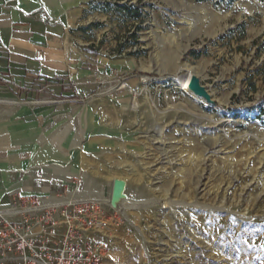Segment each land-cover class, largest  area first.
Listing matches in <instances>:
<instances>
[{"label": "rangeland", "instance_id": "obj_1", "mask_svg": "<svg viewBox=\"0 0 264 264\" xmlns=\"http://www.w3.org/2000/svg\"><path fill=\"white\" fill-rule=\"evenodd\" d=\"M90 1V75L0 91V182L81 200L125 181V213L108 203L94 235L108 264H264V0H131L140 21ZM183 64L209 98L182 88ZM42 156L83 172L50 177Z\"/></svg>", "mask_w": 264, "mask_h": 264}, {"label": "crops", "instance_id": "obj_2", "mask_svg": "<svg viewBox=\"0 0 264 264\" xmlns=\"http://www.w3.org/2000/svg\"><path fill=\"white\" fill-rule=\"evenodd\" d=\"M83 2L0 0V91L18 93L39 84L64 90L63 83L76 85L90 75L86 61L92 62L91 53L85 47L81 28L93 19L83 16ZM97 61L101 66L102 60ZM2 175L0 171V180ZM16 182L9 180L8 172L4 175L0 182L1 208L10 204L11 191L21 188L20 196L29 195L27 192L33 189L25 187L19 178ZM50 198H45L44 204L49 205L45 200ZM4 199L8 202L3 203Z\"/></svg>", "mask_w": 264, "mask_h": 264}, {"label": "built area", "instance_id": "obj_3", "mask_svg": "<svg viewBox=\"0 0 264 264\" xmlns=\"http://www.w3.org/2000/svg\"><path fill=\"white\" fill-rule=\"evenodd\" d=\"M17 201L9 204L17 211L0 213V264H108L104 244L94 239L108 223V203L43 205L33 195Z\"/></svg>", "mask_w": 264, "mask_h": 264}, {"label": "bare ground", "instance_id": "obj_4", "mask_svg": "<svg viewBox=\"0 0 264 264\" xmlns=\"http://www.w3.org/2000/svg\"><path fill=\"white\" fill-rule=\"evenodd\" d=\"M181 74L178 76L179 83L181 84L182 88L188 90L190 93L196 94L192 89H191V79L192 77L196 74L195 69L188 65V64H183L181 67ZM52 150V149H51ZM48 150L47 154L51 153L52 151ZM57 158L62 159V155H59L58 152L54 153ZM45 159L44 156L40 157L41 161V167H44L47 172H49L50 177H58V178H66L71 172H83V170L75 167L72 164L64 165L61 162H48L45 164L46 161H43ZM31 168V167H30ZM36 166L31 170H36ZM48 176V174H47ZM123 186L124 188L122 189V193L120 196L113 198L112 195L111 197H85L81 200H87V199H92V200H98L101 202H106L109 203L110 206L114 207L116 210L120 211L121 213H125V208L127 207V195H126V182L123 181ZM44 200V199H43ZM47 204H55V205H60L63 203L67 202H73V201H79L76 199L73 195H69L66 197H52L50 199L45 200ZM43 205L44 204L43 202ZM4 208L3 213L4 214H12L14 211H17L16 209H11L9 205L3 206ZM1 212V210H0Z\"/></svg>", "mask_w": 264, "mask_h": 264}, {"label": "trees", "instance_id": "obj_5", "mask_svg": "<svg viewBox=\"0 0 264 264\" xmlns=\"http://www.w3.org/2000/svg\"><path fill=\"white\" fill-rule=\"evenodd\" d=\"M219 1H225V0H219ZM229 2L235 1V0H226ZM91 4L94 3V0L90 1ZM102 9L103 11H116L118 14H123L125 18L140 21L143 18V10L141 8V5L139 3L131 2V0H105L103 2H100L99 4H96L93 6V9ZM102 25L101 22H92L88 24L87 26L82 27L81 29L88 30L92 27H97ZM242 33H245V24L241 25ZM194 55L196 57H199V53H195ZM256 87L253 85V90H255ZM262 113H264V108L262 109Z\"/></svg>", "mask_w": 264, "mask_h": 264}, {"label": "water", "instance_id": "obj_6", "mask_svg": "<svg viewBox=\"0 0 264 264\" xmlns=\"http://www.w3.org/2000/svg\"><path fill=\"white\" fill-rule=\"evenodd\" d=\"M191 89L198 95L205 98H209L210 95L206 89V87L201 83V80L197 74H195L191 79ZM123 181L120 178L114 180L113 188H112V197H118L122 193Z\"/></svg>", "mask_w": 264, "mask_h": 264}]
</instances>
